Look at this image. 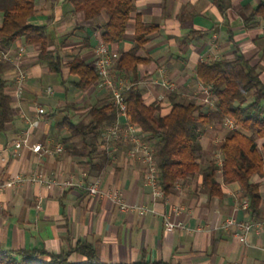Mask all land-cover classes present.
<instances>
[{
  "label": "crops",
  "instance_id": "crops-1",
  "mask_svg": "<svg viewBox=\"0 0 264 264\" xmlns=\"http://www.w3.org/2000/svg\"><path fill=\"white\" fill-rule=\"evenodd\" d=\"M37 1L38 9L31 21L47 24L49 49L63 56L65 66L61 74L50 72L47 64L39 60V45H26L22 39L8 50L27 77L18 97L13 62L6 60L3 77L12 97L13 118L0 128V246L60 252L85 240L94 245L103 262L131 263L145 256L148 260L179 264H264V225L251 230L246 243L234 236L232 228H222L231 216L264 222L263 177L253 178L261 182L263 200L260 217L252 219L240 185L225 183L221 175L217 177L223 186L221 197L209 196L199 174L179 180L167 196H156L145 164L128 156L127 142L103 144L109 161L98 172L91 170L87 157L71 154L74 145L81 143L78 139L64 143L69 133L59 130L61 120L54 121L53 116L65 111V116L74 122L89 121V107L107 102L110 90L100 79L81 90L75 86L77 75L69 74L68 66L73 56L95 62L103 18L86 22L68 0H58L54 6L46 0ZM260 1L229 0L222 14L213 0H134L136 9L126 35L121 42L110 45L112 55L117 61L122 52L134 46L135 15L140 13L144 22L159 25V30L138 50L140 56L149 58L137 70L144 101L159 103L165 113L170 105L168 95L174 90L182 100L195 99L203 104L199 81L194 76L196 64L231 57L233 41L252 63L260 64L264 81V18L257 16L255 27L244 23ZM49 87L52 94L48 93ZM39 106L44 108L43 114L38 113ZM34 120L38 123L30 127ZM27 129L29 145L14 155V142ZM226 131L225 124L210 125L204 130L200 138L203 165L211 156L220 157L217 149ZM257 142L262 147L264 138ZM37 143L49 151H34L32 146ZM57 145L62 146L61 151L55 150ZM95 162L100 159L96 157ZM39 172L72 179L75 184H8L18 173L29 176ZM96 179L102 191L120 188L134 209L121 211L106 195H90L84 185ZM141 206L145 208L142 213ZM168 222L174 224L171 231L167 230ZM70 259L85 262L78 253Z\"/></svg>",
  "mask_w": 264,
  "mask_h": 264
},
{
  "label": "trees",
  "instance_id": "trees-1",
  "mask_svg": "<svg viewBox=\"0 0 264 264\" xmlns=\"http://www.w3.org/2000/svg\"><path fill=\"white\" fill-rule=\"evenodd\" d=\"M54 6L58 0H46ZM73 10L81 12L86 22H100V42L109 46L121 42L126 35L128 25L135 12L134 0H68ZM222 14L229 6V0H213ZM38 9L37 0H0V48L9 50L17 40L26 45L38 44L39 60L46 63L52 73L63 72L64 58L56 50L49 49L48 26L32 23ZM106 14V16H103ZM264 18V0L253 7L245 19L246 27H255V18ZM159 30L156 23H146L140 13L135 15L134 46L120 54L114 63V72L127 78L132 86L126 91V113L129 122L134 124L146 140L154 147V158L158 169V186L168 195L179 180L199 174L204 190L209 196L223 195V186L217 180L222 176L225 183L237 182L243 197L248 200L247 211L252 219L261 215L263 196L261 182L254 176L264 178V81L261 79L260 64L251 62L235 44L231 57L200 60L197 62L194 76L199 83L208 86L216 97L213 108H203L195 99L182 100L176 91L169 93V110L161 112L157 102L146 103L138 86V65L147 63L149 58L140 56L138 50ZM232 39V38H231ZM7 65L0 59V128L13 118L12 97L6 90L3 77ZM69 74L77 75L75 86L81 90L93 86L100 75L94 63H88L79 56H73L68 62ZM119 114L112 102L111 92L107 102L96 103L89 107L84 119L74 122L67 116L57 125L59 130L67 131L69 136L64 143L78 139L81 146L74 145L71 154L87 157L92 171H101L108 163L104 133L112 126ZM231 117L236 128L228 129L217 149L220 157L214 155L202 164L203 147L201 135L214 124H224ZM98 157L100 162H95ZM221 159V163L219 160ZM73 253L85 258V262L70 259ZM45 257V258H44ZM47 257V258H46ZM0 264H179L163 260H148L144 257L131 263L103 262L92 243L78 240L68 250L45 252L36 248L18 250L4 249L0 246Z\"/></svg>",
  "mask_w": 264,
  "mask_h": 264
},
{
  "label": "built area",
  "instance_id": "built-area-1",
  "mask_svg": "<svg viewBox=\"0 0 264 264\" xmlns=\"http://www.w3.org/2000/svg\"><path fill=\"white\" fill-rule=\"evenodd\" d=\"M95 51L97 57L94 65L100 75V81L107 89L110 90L112 102L119 110V114L115 123L108 127L104 133L105 145L108 146L110 143H116L120 141L129 143L130 146L128 149V156L132 159L138 158L145 164L147 170V179L148 182L153 185L154 195L164 196V191L158 186V169L154 158V147L143 139L139 129L134 124L129 122L126 113V91L132 86V84L127 78L118 76L114 72L113 66L116 61L108 44L99 42ZM0 58L5 60L9 59L13 62L15 71L14 81L16 85V95L21 97L24 89V82L27 77L25 70L21 67L20 62L17 59L13 60L10 58V52L8 50L6 51L0 48ZM199 88L200 93L202 94L201 99L203 104L207 105L209 108H213L215 106L216 97L212 90L208 86H205L201 83H199ZM47 90L48 93H53L51 87H49ZM37 111L39 114H43L45 112L44 108L41 106L37 108ZM37 123L38 120L32 121L30 123V127ZM224 124L228 129L236 128V124L229 116L225 118ZM29 136L30 130L27 129L23 131L22 134H20L15 140L14 143L16 147L13 151L14 155L20 154V148L22 146L29 145ZM32 149L36 152L49 151V149L41 143L33 145ZM55 150L61 151L62 146L57 145ZM24 183L43 184L46 187H52L54 185L66 187L73 186L75 184L72 179H60L56 176H47L43 172L29 176L18 173L8 182V184L12 186H21ZM79 185L83 184L80 183ZM84 187L92 196L100 194L106 195L118 205L121 211H129L134 209V206L125 200L123 191L120 188L102 191L99 179L88 182L84 185ZM247 206L248 203L246 202L245 207ZM38 207H40V205H38ZM144 210V206H141L140 212L142 213ZM263 225L264 222L262 221L238 220L231 216L225 220V222L222 224V228H232L234 231V236L240 241L246 243L250 231L253 229H260L263 227ZM173 227L174 224L172 222H168L167 230L171 231L173 230Z\"/></svg>",
  "mask_w": 264,
  "mask_h": 264
},
{
  "label": "rangeland",
  "instance_id": "rangeland-1",
  "mask_svg": "<svg viewBox=\"0 0 264 264\" xmlns=\"http://www.w3.org/2000/svg\"><path fill=\"white\" fill-rule=\"evenodd\" d=\"M0 15H1V13H0ZM103 16H106V14H104ZM65 114H66L65 111L61 112L60 114H56L55 116H53L54 117V121L62 120L65 117Z\"/></svg>",
  "mask_w": 264,
  "mask_h": 264
}]
</instances>
